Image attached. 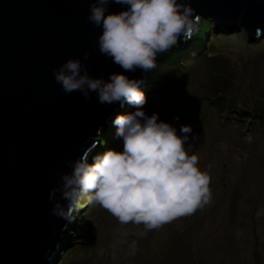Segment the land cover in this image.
I'll return each mask as SVG.
<instances>
[{"label": "rangeland", "instance_id": "obj_1", "mask_svg": "<svg viewBox=\"0 0 264 264\" xmlns=\"http://www.w3.org/2000/svg\"><path fill=\"white\" fill-rule=\"evenodd\" d=\"M213 27L190 67L149 70L140 87L142 92L156 87L169 67L176 69L166 89L147 94L167 95L146 102L142 111L157 114L158 122L173 126L177 135H183L182 125L191 127L185 149L199 158L198 168L210 177V203L146 230L120 223L103 208L86 203L84 195L74 214L76 228L67 223L53 264H264V117L244 112V106L258 110L256 97L264 100V35L260 32L249 40L243 29L228 33L214 23ZM164 54L155 63L163 62ZM235 106L243 108V116H235L238 120L233 117ZM127 110L136 109L125 102L115 113L124 115ZM115 133L113 125L108 143H114L108 149L122 151Z\"/></svg>", "mask_w": 264, "mask_h": 264}, {"label": "water", "instance_id": "obj_2", "mask_svg": "<svg viewBox=\"0 0 264 264\" xmlns=\"http://www.w3.org/2000/svg\"><path fill=\"white\" fill-rule=\"evenodd\" d=\"M93 2L0 0V264H50L68 222L51 214L57 201L66 204L60 192L56 200L49 194L71 173L70 162L96 146L122 105L100 104L95 92L88 100L79 91L65 93L52 70L71 58L93 78H144L145 71L126 72L100 53L102 29L88 20ZM183 2L228 33L243 29L249 40L264 35V0ZM126 9L107 5L111 13ZM192 38L176 46L185 48Z\"/></svg>", "mask_w": 264, "mask_h": 264}, {"label": "clouds", "instance_id": "obj_3", "mask_svg": "<svg viewBox=\"0 0 264 264\" xmlns=\"http://www.w3.org/2000/svg\"><path fill=\"white\" fill-rule=\"evenodd\" d=\"M109 3L127 9L108 12ZM194 12L183 0H95L88 20L102 29L101 54L126 72H147L156 66L157 54L169 51L180 38L191 39L199 21ZM83 58L87 60L89 53ZM52 72L65 93L79 91L88 100L95 92L100 104L126 102L136 109L113 120L122 151L108 149L89 163V148L70 162L71 173L61 176L59 188H53L48 197L56 200L59 191V199L66 204L57 201L52 215L73 222L80 198L87 195L89 204L103 208L120 223L154 230L210 203V177L198 168L199 158L185 149L191 127L182 125L183 135H177L173 126L158 122L157 114L147 116L142 111L146 103L140 91L142 80L122 73H110L107 80L93 78L79 59L71 58Z\"/></svg>", "mask_w": 264, "mask_h": 264}, {"label": "trees", "instance_id": "obj_4", "mask_svg": "<svg viewBox=\"0 0 264 264\" xmlns=\"http://www.w3.org/2000/svg\"><path fill=\"white\" fill-rule=\"evenodd\" d=\"M210 31H213V32L215 31V28L213 27V21L210 18L201 19L199 21V27L197 28L195 34L193 35L192 40L189 42V44L187 46V48H185V49L171 48L169 51L165 52L164 55H165L166 59L163 62L159 63V64L156 63V66L153 69L150 70V73L151 72L156 73L159 69H163L167 65H170V66H174L175 65L176 67L179 66L180 68H184L186 66L190 67L189 65L191 64V62L193 60L192 58L197 56L198 52L203 47L204 42L206 41ZM184 58H189V59H188L187 62H185V61H183ZM172 69H174V67H169V70L165 71L160 76V78L164 79V81H162L160 83V85H157L156 87H152V88L147 87V90L143 92L144 95H145V98H146V102L152 101L154 98L157 99L158 96L160 98H162V97L167 95L166 93H164L163 95H157V94H155V95H151V94L147 95V94L152 93V92H154L156 90L166 89L168 87L167 83H168L169 79L172 76V72H174L176 70L175 69V70L171 71ZM170 71H171V74H170V77H169L168 73H170ZM146 80H147V82L148 81L151 82L152 77L148 76ZM145 92H147V93H145ZM217 95L220 96L219 94H217ZM262 98L263 97H261V98L260 97H256L253 100L254 103L255 102L259 103L258 104L259 108H257L258 110H253L251 107L244 106V107L248 108L244 112H247L249 114H254L253 111H255L258 115L263 114V117H264V113L262 112V110L264 108V100ZM231 99H232V97H231ZM254 107H256V106H254ZM236 108H237L236 110H238L239 112L237 111V113L233 117H235V116L242 117L243 115H242V113H240V111L243 112V108L242 107H238V106ZM128 112L129 111L127 110L126 114ZM117 115H120V114L115 113L114 116H113L114 117L113 119H115V117ZM239 117H235V119L238 120ZM113 125L114 124H113V121H112V123L108 126V128H106L105 130H103L100 133V135H99V138H100L99 149H96L95 150V154H92V156L90 157L89 163H92V159H93L94 156H96L97 154H101L104 151L108 150V146H112V144L114 143L113 141H112V143L111 142L108 143L109 131L112 130ZM104 144L106 145L105 146L106 148L103 146ZM86 203H88L87 195H86ZM75 221L76 220L74 219V221L71 223L72 226L74 225ZM79 225H82V224L79 223ZM74 227L76 228V225H74ZM64 242H67V241L65 240ZM55 258H56V252L53 255V257L51 258L52 260L50 261V264L54 263Z\"/></svg>", "mask_w": 264, "mask_h": 264}]
</instances>
